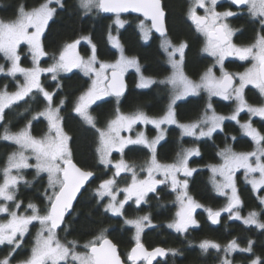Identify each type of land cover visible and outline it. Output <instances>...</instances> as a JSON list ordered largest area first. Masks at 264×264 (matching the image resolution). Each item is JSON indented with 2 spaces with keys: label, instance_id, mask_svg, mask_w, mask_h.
Here are the masks:
<instances>
[{
  "label": "snow or ice",
  "instance_id": "obj_1",
  "mask_svg": "<svg viewBox=\"0 0 264 264\" xmlns=\"http://www.w3.org/2000/svg\"><path fill=\"white\" fill-rule=\"evenodd\" d=\"M217 3L218 0H192L188 10V18L195 25L196 31L204 37L203 51L215 61L198 81L190 79L183 71L187 42L174 43L167 36L165 11L161 0H79V6L86 14L93 9L115 14L114 23L117 29L122 28L125 23L120 18L121 13L141 14L144 18L139 23L142 39L148 41L153 30L159 33L160 48L172 69L171 75L161 81L144 76L139 60L124 54L118 37L113 36L111 31L108 33V41L120 53L114 62L100 60L91 37L82 36L65 43L59 50V55L53 57L54 62L42 68L40 60L48 53L41 37L49 21L57 14L58 8L64 7L63 0H43L30 9L24 4H19L11 19H0V54L10 65L6 68L0 64V74L13 79L17 78L18 74L23 77V81L16 84V91L9 92L7 85L0 89V123L6 121V110H11L19 102L25 101L26 97L34 94L42 95L45 107L37 112L32 120L43 117L47 121V131L39 137L32 135L31 121L17 132L10 131L4 123L3 133L0 134V140L15 145V150L8 155L4 167L0 169V216L4 217L0 219V246L9 247V254L0 259V264H12L15 255L19 254L18 250L23 247L24 237L29 233L30 226L35 224L39 227L33 238L30 253L17 264H153L157 257H165L169 253L177 254L176 249L157 247L149 251L145 248L141 234L145 227L151 225L148 215L124 221L135 229V243L127 254V261L121 259L117 245L107 237L106 229L83 244L78 240H68L66 237L61 239L59 236L58 230L68 231L67 227L62 228L66 225V215L70 213L73 201L94 177V173L74 161L70 147L71 137L64 131L60 116L64 101L54 105L56 93L46 90L40 77L43 73H48L53 81H58L60 73L71 72L73 69H80L91 81L89 87L77 98L73 111L97 133L95 151L98 163L105 168L114 169L113 175L102 180L96 189V195L101 201L105 197L109 198V202L104 206L106 213L121 216L128 200L135 197V203L139 206L146 201L150 193L157 192L158 186L167 184L177 193L176 199L180 206L175 219L168 227L178 233H185L190 226L197 225L193 213L202 205L188 194L187 178L197 171L189 167V160L200 155L199 148H181L175 162L161 163L157 159V145L165 138L162 125H176L180 129L181 138L187 136L199 140L212 138L218 131L222 132L224 121L231 120L240 124L242 133L251 138L255 147L252 151L236 152L231 146H225L217 153L222 162L209 166L212 173L211 183L218 194L228 195L230 191V195L223 209H207L208 216L213 224H217L222 212H227L230 219L242 220L244 225H255L258 229H264V222L259 219L260 213L251 211L247 217H241L238 209L242 201L235 180L236 173L243 170L245 181L251 185L252 191L259 192L264 189V133L255 128L251 120V117L264 119V104L253 106L245 98V88L249 85L258 89L264 97V0H231L238 10L236 12L231 9L219 12L216 10ZM245 8L251 21L259 25V31L252 44L237 46L232 39L236 30L230 27L227 20L237 16ZM199 9L203 10V15L198 14ZM145 21H150V24ZM81 40L87 41L91 46L87 58L77 51ZM21 45L28 47L33 64L31 68L21 66ZM229 56H235L241 61H251V66L243 72L230 73L224 68V61ZM217 67L220 73L218 76L215 72ZM129 68H135L139 74V88H148L156 83L171 86V95L164 114L160 117H150L139 110L124 114L117 108L114 118L109 120L104 128L97 127L96 120L89 111L90 107L110 95H114L119 102L125 91L124 73ZM60 87L57 83V89ZM201 92L206 93L208 97L203 114L193 122L180 123L175 112L177 101L188 96H198ZM213 97L234 101L232 114H217L212 103ZM245 111L250 119L240 123L238 117ZM137 124L153 125L157 136L149 139L143 132H138L135 138L122 135L123 132H132ZM130 145H142L150 152V158L139 166L140 170L146 173L142 179L136 171L138 166L123 159L124 151ZM113 152L120 153L122 157L115 163L111 159ZM28 169L35 170L33 181L25 178L24 171ZM122 173L131 174V183L119 189L125 196L123 200H118L117 177ZM179 174L185 179H179ZM45 175L47 187L44 189V198L47 204L41 212L35 203L29 202L25 206L23 201L18 199V192L21 184H32L43 179ZM259 201L264 205V197H259ZM253 244L254 242L249 240L247 247L241 248L235 239L225 246L203 240L199 248L205 253L210 249L223 251L225 258L221 264H233L228 258L229 255L236 251L251 253ZM251 264H264V260L256 257Z\"/></svg>",
  "mask_w": 264,
  "mask_h": 264
},
{
  "label": "trees",
  "instance_id": "obj_2",
  "mask_svg": "<svg viewBox=\"0 0 264 264\" xmlns=\"http://www.w3.org/2000/svg\"><path fill=\"white\" fill-rule=\"evenodd\" d=\"M42 2L43 0H0V19H11L19 4H24L30 9ZM162 2L167 12V36L174 43L187 42L188 47L185 50L183 68L188 77L199 80L200 76L215 61L203 51L204 37L196 31L195 25L188 18L192 0H162ZM63 4L64 7L58 8L57 14L49 21L41 38L44 49L48 53L41 61V65L47 67L52 64L53 57L59 55V50L65 43L82 36L91 37L92 43L96 45L98 58L115 60L118 57V51L108 41L109 31L115 32L117 29L113 22L115 16H104L96 9L86 14L80 8L79 0H63ZM217 8L238 11L230 1L218 3ZM122 17L126 20V24L119 28V37L125 54L139 60L144 76L151 77L156 81L165 80L171 74L172 69L160 48L161 38L152 33L150 39L144 41L138 24L141 18L130 15ZM227 21L236 30L235 42L237 44L248 46L254 42L259 25L251 21L245 9L237 16L228 18ZM81 51L85 56L89 54L86 43H81ZM20 54L22 55L21 64L27 68L32 67V58L25 45L21 46ZM0 64L5 65L6 68L9 66L2 54H0ZM229 64L230 62H228ZM245 66L246 63L239 62L237 69L242 70ZM229 67L233 68L232 65ZM125 75L128 89L125 95L119 98V102L116 97L109 96L91 106L90 113L95 118L97 127L104 128L107 122L114 118L117 108L124 114H131L138 110L145 112L150 117H160L164 114L169 103L171 86L156 83L148 88H139L137 87L139 74L136 70H130ZM22 81L21 76L13 79L0 74V89L7 85V90L13 91L16 89V84ZM57 83L61 85L59 89H57ZM42 85L49 92L56 93L54 105H59L61 100L64 101L60 116L64 130L71 137L70 147L74 161L80 167L95 174L93 181L78 198L72 213L66 218V225L63 227H67L68 231H58L61 239L65 237L68 240L75 239L83 244L93 239L101 230L106 229L107 237H110L118 245L120 255L127 261V254L135 243V229L131 225L125 224L124 221L148 215L153 225L143 231L142 243L149 249L163 246L166 249L177 250L176 255L169 253L167 258L156 264H221L225 253L217 252L215 249L203 252L199 248V244L203 240L214 241L225 246L235 239L241 248L247 247V242L251 240L254 242L251 253L236 251L231 253L228 258L232 260L233 264H251V261L256 257L264 260V229H258L255 225H244L239 220H230L226 215L221 217L218 224H212L206 211L201 209L195 215L198 225L190 228L187 232L178 233L169 228L168 224L175 219L177 203L176 192H173L167 184L158 186L157 192L150 193L146 201L139 206L134 202L127 203L121 216H115L110 212L106 213L104 206L108 200L104 198L101 201L96 195V189L102 180L113 175L114 169L105 168L98 163L95 151L97 133L73 111L77 98L89 87L90 80L84 73L73 70L68 74H60L58 81H53L51 74H45L42 76ZM245 98L253 104H264V97L254 87H246ZM207 102V94L203 92L198 96H189L177 101L175 106L177 120L180 123L197 120L203 114ZM212 103L214 109L223 114H230L235 108L233 102L228 103L217 97L212 98ZM44 107L45 101L42 95L34 94L31 97H26L25 101L19 102L11 110H6V121L0 123V134L3 133L4 123L7 124L10 131L17 132L31 121L32 135L42 136L47 131V121L42 117L32 120V117L42 111ZM241 118L248 119L250 116L244 115ZM252 123L261 133H264V119L253 117ZM165 131V139L157 146V159L161 163H173L181 148L198 147L200 155L189 160L191 168H195L197 171L191 178H187L188 193L204 208L223 209L226 205V198L215 191L210 179L212 174L209 166L221 162L217 153L225 146H231L237 152L252 151L255 145L251 138L242 133L240 124L231 120L225 121L223 131H218L212 138L199 140L187 136L181 138L180 129L176 125L166 126ZM132 133L134 134V132ZM147 133L149 137H154L156 130L154 127L148 126ZM232 137L236 139L233 140ZM14 150L15 145L11 142L0 140V169L4 167L8 155ZM121 158L120 153H113L114 161H119ZM149 158V150L142 145H130L123 154V159L126 162L138 166L137 171L140 169L139 166ZM24 175L27 180L33 181L36 175L35 170H25ZM130 183V173H122L120 177H117V188L128 186ZM237 185L242 201V210L245 213L251 211L260 213L259 219L264 222V205H261L259 201V197L264 195V189L258 193L252 191L250 184L239 174ZM46 187V175L43 179L36 180L32 184H21L18 199L23 201L25 206L29 202L37 204L43 212L47 204L44 198ZM0 219H4V217L0 216ZM38 227V224L30 226L29 233L24 237L23 247L18 250L19 254L15 255L13 263L25 259L30 253ZM8 254L9 247L0 246V259Z\"/></svg>",
  "mask_w": 264,
  "mask_h": 264
},
{
  "label": "rangeland",
  "instance_id": "obj_3",
  "mask_svg": "<svg viewBox=\"0 0 264 264\" xmlns=\"http://www.w3.org/2000/svg\"><path fill=\"white\" fill-rule=\"evenodd\" d=\"M222 1H230L231 2V0H218V3H220V2H222ZM218 3H217V5H218ZM54 6V5H53ZM216 10L217 11H219V12H223V11H226V10H219L218 8H217V6H216ZM199 11V10H198ZM245 11H247V9L245 8ZM200 14L201 15H203L204 14V12L203 11H201L200 12ZM120 18L122 19V20H124L125 21V23H124V25L126 24V20L122 17V16H120ZM114 20H115V17H114V19H113V22H114ZM142 20V19H141ZM139 23H140V21H139ZM138 23V24H139ZM145 23H147V24H150L149 22H147V21H145ZM227 23H228V21H227ZM115 24V23H114ZM230 25V24H229ZM231 27V26H230ZM232 28V27H231ZM112 33V35L113 36H117L118 37V39H119V41H120V44L122 45V42H121V40H120V37H119V29L117 30L116 29V31L115 32H111ZM153 33V32H152ZM43 36V35H42ZM151 36H152V34H151ZM150 36V37H151ZM42 38V37H41ZM81 43H86L87 45H88V49H89V54H90V45L87 43V41H84V40H82V42ZM22 46V45H21ZM26 47H27V45H25ZM122 47H123V45H122ZM21 48V47H20ZM124 49V48H123ZM27 50H28V47H27ZM117 50V49H116ZM118 51V50H117ZM29 52V51H28ZM206 53V52H205ZM19 54H20V49H19ZM88 54V55H89ZM124 54H125V52H124ZM207 54V53H206ZM88 55H82L83 57H85V58H87V56ZM119 55H120V53H119V51H118V57L116 58V59H118L119 58ZM126 55V54H125ZM208 55V54H207ZM127 56V55H126ZM20 57H22V55L20 54ZM128 57H133V56H128ZM43 58H45V57H42L41 58V60H40V66L42 67V68H46V67H43L42 65H41V61L43 60ZM229 58H232V59H238L237 57H235V56H229V57H227L226 59H225V61H224V68H225V70L226 71H228V72H230V73H239V72H243V71H245L248 67H250L251 66V61H246L247 62V64H246V66H245V68L243 69V70H241V71H238V69H230V68H227L226 66H225V62L227 61V59H229ZM100 59V58H99ZM115 59V60H116ZM214 59V58H213ZM100 60H102V59H100ZM115 60H102V61H107V62H114ZM239 60V59H238ZM241 61V60H240ZM242 62H244V61H242ZM20 63H21V60H20ZM51 65V64H50ZM10 66V65H9ZM21 66L22 67H25V66H23L22 64H21ZM33 66V65H32ZM48 67V66H47ZM25 68H27V67H25ZM31 68V67H30ZM73 70H78V71H80V72H82L80 69H73ZM72 70V71H73ZM130 70H136L135 68H129L124 74H126L128 71H130ZM231 70V71H230ZM71 71V72H72ZM183 71H184V68H183ZM215 72H216V75L218 76L220 73H219V69H218V67L215 69ZM68 73H70V72H66V73H60V74H68ZM83 73V72H82ZM172 73V72H171ZM184 73H185V71H184ZM45 74H48V73H43L42 75H41V77H40V79H41V84H42V76L43 75H45ZM59 74V75H60ZM186 74V73H185ZM171 75V74H170ZM169 75V76H170ZM187 75V74H186ZM17 76H19V74L17 75ZM22 77V76H21ZM88 77V76H87ZM147 77V76H146ZM23 78V77H22ZM89 78V77H88ZM190 78V77H189ZM153 79V78H152ZM191 79V78H190ZM89 80H90V78H89ZM192 80H194V79H192ZM194 81H198V80H194ZM91 82V81H90ZM138 84H139V76H138ZM137 84V85H138ZM14 91H16V89L15 90H13V91H9V92H14ZM202 93V92H201ZM111 96V95H110ZM107 97H109V96H106V97H104L103 99H106ZM189 97V96H188ZM185 98H187V97H185ZM184 98V99H185ZM219 98V97H218ZM102 99V100H103ZM183 100V99H182ZM99 101H101V100H98V101H96V103L97 102H99ZM248 102V101H247ZM249 104H251V105H253V106H260V105H262V104H253V103H250V102H248ZM90 109H91V107H90ZM90 109H89V111H90ZM216 111V110H215ZM216 113L217 114H219V115H223V116H230L232 113H230V114H223V113H219V112H217L216 111ZM243 113V112H242ZM241 113V114H242ZM240 114V115H241ZM43 118V117H42ZM252 118L253 117H251V120H252ZM239 121H240V123H245V122H247L250 118H248V119H243V118H240V116H239ZM46 120V119H45ZM226 121V120H225ZM142 127L141 129H139L138 127ZM148 126H151V127H154L153 125H151V124H147V125H145V124H137V125H135L134 126V128H133V130H132V132H134V134L132 133V132H123L122 133V135H131L133 138H135V136H136V134L138 133V132H143L149 139H152V138H155L156 136H157V130H156V133H155V136L154 137H149V135H148V133H147V127ZM166 126H170V125H162V127L165 129L166 128ZM254 126V125H253ZM255 127V126H254ZM155 128V127H154ZM256 128V127H255ZM65 131V130H64ZM66 132V131H65ZM165 137H166V131H165ZM165 139V138H164ZM163 139V140H164ZM163 140H161L160 142H162ZM158 146V145H157ZM235 151V150H234ZM237 152V151H236ZM114 153V152H113ZM113 153H112V156H111V159H112V161H113V163H115V162H117V161H114L113 160ZM191 159V158H190ZM222 162V161H221ZM220 162V163H221ZM128 163V162H127ZM166 164V163H165ZM189 167H191L190 165H189ZM137 171V170H136ZM142 173V174H141ZM137 174H138V176H139V178H144L145 176H146V173L145 172H143V171H140V169H139V171H137ZM212 174V173H211ZM238 174L241 176V177H243L244 179H245V177H244V173H243V170H240V171H238L237 173H236V177H235V180H236V187H237V190H238V185H237V178H238ZM158 179H160V178H162V177H157ZM179 179H181V180H183V179H185V178H183V177H181L180 176V174H179ZM170 186V185H169ZM251 186V185H250ZM125 187H127V186H123V187H120V188H117L118 189V191L116 192V195H117V199L118 200H123L124 199V196H125V193H123L122 191H119V189H123V188H125ZM171 188V187H170ZM187 191H188V189H187ZM216 191V190H215ZM217 192V191H216ZM260 192V191H259ZM238 193H239V191H238ZM256 193H258V192H256ZM189 194V193H188ZM228 195H230V191L228 192ZM228 195H222V196H224L225 198H226V204H227V202H228ZM261 197H264V195L263 196H261ZM107 200H108V202H109V198L108 197H105ZM147 198V197H146ZM176 198H177V193H176ZM194 199V198H193ZM195 200V199H194ZM196 201V200H195ZM129 202H134L135 203V197H133L132 199H130V200H128V202L127 203H129ZM197 202V201H196ZM126 203V204H127ZM142 203H144V202H142ZM176 203H177V211L179 210V203L177 202V199H176ZM197 203H199V202H197ZM125 204V205H126ZM136 204V203H135ZM200 204V203H199ZM201 205V204H200ZM226 206V205H225ZM201 209H203V210H205L206 211V213H207V215H208V211H207V208H204L203 206L202 207H200V208H197L195 211H194V218H195V220L197 221V219H196V217H195V215H196V213H197V211L198 210H201ZM211 210H213V209H211ZM239 213H240V215H241V217H247V215L249 214V213H245L243 210H242V208H241V206L239 207ZM213 211H219V210H213ZM111 213V212H110ZM222 214H224V215H226L227 216V218L228 219H230L229 218V214L227 213V212H222ZM209 217V216H208ZM230 220H235V219H230ZM239 221H242V220H239ZM173 222V221H172ZM171 222V223H172ZM153 225V223L151 222V225L150 226H148V227H145V229H147V228H149V227H151ZM198 225V224H197ZM197 225H194V226H190V227H195V226H197ZM144 229V230H145ZM143 233V232H142ZM141 239H142V234H141ZM12 264H17V262H15V263H13L12 262Z\"/></svg>",
  "mask_w": 264,
  "mask_h": 264
},
{
  "label": "water",
  "instance_id": "obj_4",
  "mask_svg": "<svg viewBox=\"0 0 264 264\" xmlns=\"http://www.w3.org/2000/svg\"><path fill=\"white\" fill-rule=\"evenodd\" d=\"M161 3H162V6H163V2H162V0H161ZM164 8V7H163ZM164 11H165V27H166V29H167V35H168V27H167V12H166V10L164 9ZM102 13V12H101ZM104 16H107V17H113V16H115V14H113V13H102ZM198 14H200V13H198ZM129 15H131V16H138V17H140V18H142V19H144L143 17H142V15L141 14H139V13H133V12H128V13H121V15L120 16H129ZM201 15V14H200ZM147 22H149L150 23V21H147ZM153 33L157 36V37H159V38H161L160 37V34L159 33H157V32H155V30H153ZM78 51V50H77ZM124 83H125V91H124V93H123V95L122 96H124L125 95V93L127 92V89H128V81H127V79H126V75L124 74ZM113 97H115L114 95H112ZM121 96V97H122ZM94 173V172H93ZM180 176L181 177H183V175L182 174H180ZM94 177H95V174H94ZM94 177L84 186V188H82L81 189V192L80 193H78V195H77V198H76V200H74L73 201V208H74V206H75V204H76V202H77V200H78V198L80 197V195L82 194V192L86 189V187L93 181V179H94ZM192 177V176H191ZM191 177H188V178H191ZM183 178H185V177H183ZM73 208L70 210V213L68 214V215H66V218L72 213V211H73ZM65 218V219H66ZM220 219H221V217H220ZM210 220V219H209ZM210 222H211V220H210ZM212 223V222H211ZM213 224V223H212ZM218 224V223H217ZM63 227V226H62ZM59 231V230H58ZM109 239H111L110 237H108ZM112 240V239H111ZM113 241V240H112ZM113 243H115L114 241H113ZM116 244V243H115ZM117 245V244H116ZM134 246V245H133ZM132 246V247H133ZM145 246V245H144ZM158 247H161V248H164L163 246H158ZM117 248H118V245H117ZM145 248L146 249H148L149 251H151L152 249H154V248H152V249H149V248H147L146 246H145ZM155 248H157V247H155ZM164 249H166V248H164ZM131 250V249H130ZM118 251H119V248H118ZM119 254H120V252H119ZM121 256V255H120ZM168 256V255H167ZM167 256H165V257H157L156 258V260H154L153 261V264H156L158 261H160V260H164L165 258H167ZM121 259L122 260H124L123 259V257L121 256Z\"/></svg>",
  "mask_w": 264,
  "mask_h": 264
},
{
  "label": "flooded vegetation",
  "instance_id": "obj_5",
  "mask_svg": "<svg viewBox=\"0 0 264 264\" xmlns=\"http://www.w3.org/2000/svg\"><path fill=\"white\" fill-rule=\"evenodd\" d=\"M201 11H203L202 9H199V11H198V13H200ZM131 16V15H130ZM142 19V18H141ZM233 43H235L237 46H240L239 44H237L236 42H235V34H234V36H233ZM77 50H78V52H79V54L82 56L83 55V53H82V51H81V43L78 45V47H77ZM228 62H230V64L229 65H232L233 66V68H230L229 67V65H228ZM235 62H237V63H235ZM239 62H242V61H240V60H238V59H232V58H229V59H227V61L225 62V66L227 67V68H230V69H237V65H239ZM242 63H246L247 64V62L246 61H244V62H242ZM228 65V66H227ZM243 70V69H242ZM231 71V70H230ZM238 71H241V70H239L238 69ZM247 87H253L252 85H249V86H247ZM246 89V88H245ZM112 96V95H111ZM108 98V97H107ZM218 98V97H217ZM225 102H228V103H230V102H233L234 104H235V102L234 101H225ZM244 115H249L246 111L245 112H243L241 115H240V118H241V116H244ZM239 118V117H238ZM244 119V118H243ZM227 121V120H226ZM225 122V121H224ZM193 215H194V213H193ZM224 214H221V217L223 216ZM198 222V221H197ZM190 228H193V227H189V229ZM188 229V230H189ZM161 261V260H160ZM159 262V261H158ZM157 262V263H158Z\"/></svg>",
  "mask_w": 264,
  "mask_h": 264
}]
</instances>
